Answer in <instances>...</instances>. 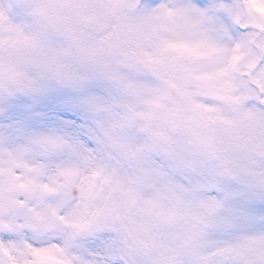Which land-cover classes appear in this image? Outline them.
<instances>
[{
    "label": "snow or ice",
    "instance_id": "snow-or-ice-1",
    "mask_svg": "<svg viewBox=\"0 0 264 264\" xmlns=\"http://www.w3.org/2000/svg\"><path fill=\"white\" fill-rule=\"evenodd\" d=\"M9 9L0 264H264V0Z\"/></svg>",
    "mask_w": 264,
    "mask_h": 264
},
{
    "label": "rangeland",
    "instance_id": "rangeland-1",
    "mask_svg": "<svg viewBox=\"0 0 264 264\" xmlns=\"http://www.w3.org/2000/svg\"><path fill=\"white\" fill-rule=\"evenodd\" d=\"M12 2L13 0H0V8L10 11L9 5ZM31 103L28 100L17 101L14 104L15 112L11 109L7 112L0 111V143H13L19 141L28 132L42 130L40 126L32 122L30 116L25 115ZM71 103L72 101L69 99L68 102L61 105L65 109L63 116L55 111L47 113L38 111L35 114L46 115L49 120H57L62 124L70 125L73 121L69 117L75 115L73 108L69 106Z\"/></svg>",
    "mask_w": 264,
    "mask_h": 264
}]
</instances>
